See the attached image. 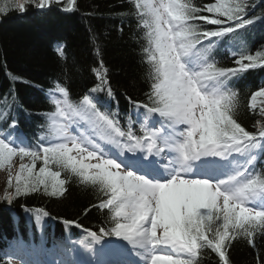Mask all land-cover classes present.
<instances>
[{"label":"snow or ice","instance_id":"6c2138e0","mask_svg":"<svg viewBox=\"0 0 264 264\" xmlns=\"http://www.w3.org/2000/svg\"><path fill=\"white\" fill-rule=\"evenodd\" d=\"M28 2L15 6L23 12ZM132 2L145 30L143 51L151 66L146 101L126 97L130 114L141 117V135L135 134L131 120L127 130L121 127L118 107L111 113L101 111L99 97L91 94L72 103L68 88L54 81L49 91L62 97L51 100L55 110L48 117L55 143L24 146L12 135L18 129L14 118L10 131L0 129L7 131L0 134V168L9 169L6 186L14 189L4 199L11 205L41 188L47 196L63 197L68 178L60 177L66 172L81 184L95 186L105 197L97 207L111 213L113 226L89 230L91 241L139 257L106 264H200L205 250L229 264L227 250L236 238H248L253 247L254 234L264 239V168L257 169L264 155V123L253 132L238 122V90L230 84L249 70L264 68V51L241 52L236 66L227 68L218 67L205 53L238 30L264 22V14L245 18L255 7L249 0H214L202 7L193 0ZM52 3L61 0H38L35 7L45 9ZM67 3L65 11L76 6V0ZM205 12L209 15H202ZM199 21L219 27L207 29ZM96 75L98 83L90 93H103L118 106L106 76L99 71ZM248 107L264 116V87L250 96ZM157 117L161 124L153 128L151 121ZM58 118L64 123L58 124ZM81 124L86 126L83 131ZM72 126L78 134H72ZM16 157L20 163L13 184ZM38 161L43 166L36 171ZM36 219L39 223L40 217Z\"/></svg>","mask_w":264,"mask_h":264},{"label":"trees","instance_id":"16d2710c","mask_svg":"<svg viewBox=\"0 0 264 264\" xmlns=\"http://www.w3.org/2000/svg\"><path fill=\"white\" fill-rule=\"evenodd\" d=\"M12 3L0 2V129L8 130L14 118L18 129L14 136L22 137L29 147L44 143L49 134L45 116L51 111L44 91L58 81L69 90L74 103L98 83L96 72L105 75L119 101L117 107L124 111L130 107L127 96L146 101L151 83V66L147 63L145 30L141 27L132 0H76L72 11H65L67 0L52 3L45 9L35 7L38 0H29L25 11L20 12ZM214 0H193L198 6ZM248 16L264 14V0H249ZM202 15H209L202 13ZM207 29L219 26L205 25ZM208 43V41H205ZM264 51V22L256 21L237 34L225 37L205 54L218 67H234L241 52L255 54ZM238 90L239 108L236 118L249 131H256L264 123L259 111L248 107L250 96L264 87V68L249 70L230 81ZM40 86V87H37ZM107 97V96H106ZM109 101H112L109 99ZM258 108L260 102L257 101ZM124 128L123 121L119 120ZM10 131V130H8ZM0 134H7V131ZM43 135L45 140H39ZM42 162L38 161L36 168ZM56 171L54 165H50ZM264 168V155L257 161V169ZM68 178L63 197H51L39 192L19 197L11 205L0 199V236L3 240L12 232L24 234L25 219L35 222L44 212L54 220L78 224L85 230L99 231L103 226H113L111 213L97 205L103 197L95 186L81 184L77 178L61 172V179ZM36 214V215H35ZM47 215V216H48ZM13 225L14 227L12 230ZM60 230V228H57ZM255 247L243 236L232 241L227 250L229 264H264V239L259 233L251 238ZM200 264H221L218 256L205 250L199 257ZM4 264V263H0Z\"/></svg>","mask_w":264,"mask_h":264},{"label":"rangeland","instance_id":"374dc122","mask_svg":"<svg viewBox=\"0 0 264 264\" xmlns=\"http://www.w3.org/2000/svg\"><path fill=\"white\" fill-rule=\"evenodd\" d=\"M10 1H12V3L16 2V0H10ZM17 1H19V0H17ZM0 2H2V3L4 2L3 5H5V0H0ZM19 163H20L19 158L18 157L14 158L13 169L11 171V177H12L13 184H15V175L19 171ZM38 170H39V168H36V171H38ZM8 179H9V169L7 167L0 168V199H3L7 192L14 191V189H8L7 188L6 185H7Z\"/></svg>","mask_w":264,"mask_h":264},{"label":"bare ground","instance_id":"6f19581e","mask_svg":"<svg viewBox=\"0 0 264 264\" xmlns=\"http://www.w3.org/2000/svg\"><path fill=\"white\" fill-rule=\"evenodd\" d=\"M50 93V91H48V94ZM13 135V134H12ZM14 136V135H13ZM56 222H60V224H61V220H58V221H56ZM62 225V224H61ZM61 225L60 226H57V225H54V226H52V228H53V231H54V229L55 228H59V227H61ZM46 226H48V225H46ZM24 231H25V229H24ZM24 233V232H23ZM55 233V232H54ZM53 233V234H54ZM53 234H51V235H49V236H52Z\"/></svg>","mask_w":264,"mask_h":264}]
</instances>
